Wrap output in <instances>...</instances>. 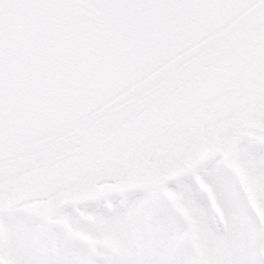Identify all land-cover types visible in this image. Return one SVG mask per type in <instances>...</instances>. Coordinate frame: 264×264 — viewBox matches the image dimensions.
<instances>
[{
    "label": "snow or ice",
    "instance_id": "1",
    "mask_svg": "<svg viewBox=\"0 0 264 264\" xmlns=\"http://www.w3.org/2000/svg\"><path fill=\"white\" fill-rule=\"evenodd\" d=\"M0 264H264V0H0Z\"/></svg>",
    "mask_w": 264,
    "mask_h": 264
}]
</instances>
